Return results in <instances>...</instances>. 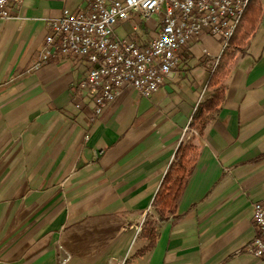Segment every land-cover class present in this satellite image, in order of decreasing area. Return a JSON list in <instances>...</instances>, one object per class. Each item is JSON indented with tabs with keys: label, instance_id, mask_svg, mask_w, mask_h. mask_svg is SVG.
<instances>
[{
	"label": "crops",
	"instance_id": "obj_1",
	"mask_svg": "<svg viewBox=\"0 0 264 264\" xmlns=\"http://www.w3.org/2000/svg\"><path fill=\"white\" fill-rule=\"evenodd\" d=\"M86 2L20 0L0 19V264H264L247 250L264 198V0L223 54L203 34L149 97L124 86L99 114L76 88L84 58L32 68L46 19ZM159 24L134 15L115 33L145 46ZM218 90L199 133L193 112ZM184 145L193 167L158 219L152 202ZM146 219L158 235L140 252Z\"/></svg>",
	"mask_w": 264,
	"mask_h": 264
},
{
	"label": "built area",
	"instance_id": "obj_2",
	"mask_svg": "<svg viewBox=\"0 0 264 264\" xmlns=\"http://www.w3.org/2000/svg\"><path fill=\"white\" fill-rule=\"evenodd\" d=\"M20 0H0V19L10 17ZM251 0H87L76 10L63 8L46 19L47 32L33 69L58 55L84 58L87 68L76 88L92 96L99 114L119 89L149 97L178 64V50L208 34L219 39V56L239 26ZM160 14L156 34L145 46L115 33L134 15ZM255 236L247 250L264 257V198L251 203Z\"/></svg>",
	"mask_w": 264,
	"mask_h": 264
},
{
	"label": "trees",
	"instance_id": "obj_3",
	"mask_svg": "<svg viewBox=\"0 0 264 264\" xmlns=\"http://www.w3.org/2000/svg\"><path fill=\"white\" fill-rule=\"evenodd\" d=\"M221 99L222 91L218 90L211 98L200 103L193 112L189 125L196 126L198 132L201 133L206 113L214 111ZM181 149L180 156L166 173L165 179L152 202V209L157 214L158 219H164L167 215L175 212L176 202L194 164L195 154L190 155L191 148L184 145ZM141 235L147 238V243L140 249L141 251L139 250L140 252L150 249L157 238L158 231L152 220L146 219L144 221Z\"/></svg>",
	"mask_w": 264,
	"mask_h": 264
},
{
	"label": "rangeland",
	"instance_id": "obj_4",
	"mask_svg": "<svg viewBox=\"0 0 264 264\" xmlns=\"http://www.w3.org/2000/svg\"><path fill=\"white\" fill-rule=\"evenodd\" d=\"M160 17H161V16H160ZM158 19H159V17H157V16H153L151 19H149V23H150V24H153V23L157 22Z\"/></svg>",
	"mask_w": 264,
	"mask_h": 264
}]
</instances>
